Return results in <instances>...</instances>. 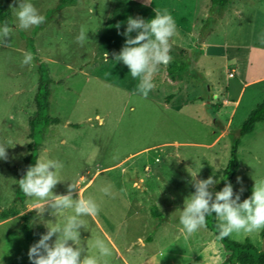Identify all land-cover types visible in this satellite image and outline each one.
Here are the masks:
<instances>
[{
    "label": "rangeland",
    "instance_id": "obj_1",
    "mask_svg": "<svg viewBox=\"0 0 264 264\" xmlns=\"http://www.w3.org/2000/svg\"><path fill=\"white\" fill-rule=\"evenodd\" d=\"M58 1L30 0L45 21L28 30L15 28L16 10L11 8L10 42L0 46V145L7 147L8 154L7 160L0 159V208L19 211L7 219L0 218V264L31 263L28 252L32 244L21 230L22 213H36L31 225H43L45 233L49 221L50 226L62 225L67 216L74 214V210L67 209L58 217L51 215L44 201L25 196L18 184L24 157L30 152L28 119L35 110L37 68L41 62L52 78L50 114L60 119L48 127L45 138L36 146L37 158L63 164L57 170L60 182L53 194H67L71 183L77 188L82 186L95 170L116 168L100 171L84 191L74 190V199L78 195L91 198L99 208L96 216L81 217L86 225L79 230L81 246L98 257V264H125L123 257L130 264H218L226 254L219 237L206 226L187 235L179 217L185 198L195 191L190 173H198L197 179L214 177L217 183L210 190L217 191L231 137L264 98V79L252 81L244 89L231 121L222 126L218 123V112L227 120L232 110L226 104L220 110V101L230 94L233 97L229 101L236 98L235 81L264 74V53L257 60L255 57L260 55L250 48L264 49V0H230L238 4L234 11L239 16L238 33L230 41L241 49H217L203 60L210 80L229 86L224 93L218 92L221 98L214 99L211 82L199 64L201 53L190 67L197 68L195 75L183 73L176 82L168 79L165 65H159L153 75L155 87L147 98L136 93L139 81L132 78L129 68L113 57L125 44L126 37L121 33L126 30L128 18L140 16L150 21L155 18V9H167L176 22V33L169 40L172 59L189 57L198 45L201 24L196 20L200 21L203 7L207 13L209 0H78L75 5L57 9ZM9 2L13 4V0ZM81 28L86 33L83 45L76 40ZM31 45L35 48L31 52L34 60L22 67L23 53L29 52ZM247 53L256 64L245 68ZM225 55L239 58L233 78L228 75L232 71ZM261 125L264 122L257 127ZM262 134L256 136L257 141L261 139L259 143L252 141L253 153L249 147H243L241 153V169L232 184L234 192L245 189L241 201L252 194L254 179H264ZM122 167H126L131 185V194L127 192L126 196L123 186L110 179ZM238 177L242 183L237 182ZM159 178L164 184L159 185ZM106 187L110 195L103 191ZM131 205L137 211L136 217L124 215ZM165 228L167 233L163 232ZM262 230L233 232L229 238L248 240L262 250ZM96 238L105 241L110 256L101 257L92 247ZM159 245L169 246L158 249Z\"/></svg>",
    "mask_w": 264,
    "mask_h": 264
},
{
    "label": "clouds",
    "instance_id": "obj_2",
    "mask_svg": "<svg viewBox=\"0 0 264 264\" xmlns=\"http://www.w3.org/2000/svg\"><path fill=\"white\" fill-rule=\"evenodd\" d=\"M10 8L16 10V29L28 30L45 21L30 0H13ZM155 13V18L150 21L140 16H130L126 30L121 33L126 37L125 44L118 53H113L115 61L123 62L129 68L132 78L138 79L136 93L144 98L155 87L153 75L158 66L168 65L172 60L169 40L177 30L176 22L167 9L163 12L155 9ZM12 31L13 28L7 22L0 27V46L10 42ZM133 32L137 33L135 37L132 36ZM85 39V30L81 28L76 40L83 45ZM105 59L107 62L108 53ZM33 60V54L25 52L21 66H30ZM0 159H8L7 147L4 145H0ZM62 167L63 164L57 160L38 157L35 165H29L26 174L18 181L24 195L44 201L51 210V215L58 217L67 209L74 210V214L67 216L62 225L52 223L53 226H50V221L46 224L48 231L30 246L29 260L31 264H98V257L81 246L79 231L81 227L86 228L81 217L96 216L98 205L93 199L80 195L74 199V190L78 189L74 183L67 186V194H53L52 190L60 182L57 170ZM190 174L195 191L185 198L179 217L182 231L187 235L205 227L206 217L211 214L217 217L221 238L233 232L253 233L264 229V179L253 178L252 194L241 201V194L245 191L243 187L239 192H234L233 185L229 182L221 190L213 192L210 189L217 183L214 177L197 179L198 173ZM237 182L242 183L241 178L238 177ZM103 191L111 194L110 188L106 187ZM92 247L98 250L101 257L111 255V250L103 239L96 238Z\"/></svg>",
    "mask_w": 264,
    "mask_h": 264
},
{
    "label": "trees",
    "instance_id": "obj_3",
    "mask_svg": "<svg viewBox=\"0 0 264 264\" xmlns=\"http://www.w3.org/2000/svg\"><path fill=\"white\" fill-rule=\"evenodd\" d=\"M77 1L78 0H59L57 9L66 4L75 5ZM228 2L229 0H210L207 16L202 21L199 29L197 47L193 49L192 54L189 55V57L172 59L168 65H165L166 75L170 81L176 82L178 77L186 72L195 75L197 68L196 70H191L190 67L194 66V62L197 61L201 53L199 44L203 43L212 33L219 16ZM5 22H7L9 26L12 24L10 2L9 0H0V25L3 27ZM34 49L35 48L32 45L27 48L29 52H34ZM37 74L38 83L34 93L35 110L28 119L29 137L31 138L30 152L24 157V167L20 173L19 180L24 174H26V169L29 165H35L37 158L36 146L40 140L45 138V133L48 127L54 123L56 124L60 122L58 117L50 114V84L52 83V78L50 77L48 69L44 63L41 62L38 65ZM257 122H264V98L249 112L247 117L238 126L236 129V135L231 137L229 157L217 185V191L221 190L226 183H231L233 175L240 166L238 147L242 138L253 130ZM152 209H154V207ZM152 212L154 215H157L154 210ZM18 213L19 211L13 207L6 209L0 208L1 219H7ZM35 215L36 213L33 212H24L21 214V230L25 239L31 244L37 242L40 239L41 234H45V228L43 225H37L35 227L31 225V220L35 218ZM217 223L218 220L215 214L206 217V227L213 232L215 236L219 237L226 253L224 259L218 264H264V250L258 249L248 240L245 242H238L231 240L229 236L221 238L219 236ZM261 234L264 237V229L261 231ZM149 240H151V236L148 237V241Z\"/></svg>",
    "mask_w": 264,
    "mask_h": 264
},
{
    "label": "crops",
    "instance_id": "obj_4",
    "mask_svg": "<svg viewBox=\"0 0 264 264\" xmlns=\"http://www.w3.org/2000/svg\"><path fill=\"white\" fill-rule=\"evenodd\" d=\"M209 3H210V0H209ZM237 5L238 4H235V3L231 4L230 3V0H229V2L226 5L225 9L223 10V12L221 13V15L219 16L218 21H217V24H216L214 30L208 36V38H206V40H205L206 43L202 47H200V49H201L202 52H201V56L199 58V64H200L201 68L204 70V73L207 76L208 81L211 82V85H212V88H213L212 89V96H213L212 98L213 99L214 98H217V97H220V93H224V90H228L229 89L228 88L229 86L228 85L223 86L220 83L216 82L215 80H210V78H209V76L207 74L206 68L203 65L204 64L203 63V60L207 59V56L211 57L212 52L215 51V50H217V49L218 50H224V51L225 50L227 51V49H229V48H234V49L237 48L238 50L241 49V47L237 46L234 41H230L232 38H235L236 37V35L238 33L237 32V29L239 30V24L236 23L238 21V17L239 16L234 11V10L237 11V9H235L237 7ZM205 8L206 7H203V9H202V14L200 15V21L196 20L198 23L200 22L199 24H201V22L207 16V13H205L206 12V9ZM250 48H251L252 51L253 50L256 51V55L257 56L260 55V57H255V59H257V58L259 59V58L262 57V54L264 53V49L255 48V47H251V46H250ZM224 59H225V61H228L230 63V65H231L230 70L232 72H229L228 71V75L230 77H232L233 74L235 75V73L237 71L236 64H237V60L239 58H238V56H235V55L233 57L232 56H229V55H225L224 56ZM245 60H246L245 61V66H246L245 68H247L249 66V64H251V65H252V63L253 64H256V63L253 62L252 57L249 55V53L246 54V59ZM223 63H224V61H223ZM260 79H264V74L258 76L255 79H247L246 81L240 79L239 81H235V87L238 88V91H237V96H236V98H234L233 101H229L228 100L230 97H233V96H231V94L228 95V96H226L224 99H222L220 97L221 98V101H220V110L222 109V107L225 104L228 105V106H232V110H231L230 114L228 115L227 120L224 119V118H222L220 116L219 112H218L217 117H218V119H221L220 122H218V123H220V126H222V125H224L226 123H229V121H231V118H232V115L234 113V110H235L236 106L238 105V102L240 101L241 95L244 92V89L247 87V85L249 83H251L252 81H257V80H260ZM216 84H217V86H216ZM218 92H220V93H218ZM258 123H261V122H257L255 124L253 130L250 133H248L245 137H243L242 140H241V143H240V145L238 147V158H239L240 166H239L238 170L235 172V174L233 175L232 180H231L232 181L231 184H233V182L235 180V177L238 175V172H240V169H241V164H242L241 163V153H242L243 147H249V150L253 153V151L250 149L251 148L252 141H256V143H259V141L261 140L260 139L259 141H257L256 139L259 138V136H258L259 133H264V125H261V126L257 127V124ZM262 135L264 136V134H262ZM208 146H210L209 148H212V144L211 145H208ZM112 167L113 166H108V167H103V168H100L98 170H95L93 172V174L91 175V177L89 178V180H87L82 186H79L77 190L84 191L88 186H90L96 180V178L98 176V173H100V171H102V170L111 171V170H115L116 169V168H113L112 169ZM122 168L123 169H120L119 171H117V172L113 173L112 175H110L113 178L112 179L110 177V179L113 180V182L115 184L118 183L120 186H123L124 195L126 196L127 192H129V194H131V192L128 189V187H131V185L129 186V183H128L127 178H126V174H125L126 167H122ZM144 176L150 178L149 175H144ZM136 179H138V178H136ZM158 183H159V185L160 184L162 185V184H164V181L161 180V178H159ZM160 188H161V191L163 193L164 192L167 193L164 190L163 187H160ZM156 189H157L156 190V195H159V193H161V192L158 190V188H156ZM153 199H155V197H153ZM136 214H137V211L133 208L132 205L129 206L128 209H126L125 210V213H124L125 216L130 215V216H133V217H136ZM94 220H95V218H94ZM163 232L164 233H167L168 232V228H165ZM110 241L112 242L113 246L116 248V246L114 245L113 241L112 240H110ZM162 246H164V247H162ZM162 246L159 245L158 246V249H160V248H167L169 245H166V246L165 245H162ZM117 252L120 254V251L119 250H117ZM123 261H124L125 264H130L129 261L126 260V258H124V257H123Z\"/></svg>",
    "mask_w": 264,
    "mask_h": 264
},
{
    "label": "water",
    "instance_id": "obj_5",
    "mask_svg": "<svg viewBox=\"0 0 264 264\" xmlns=\"http://www.w3.org/2000/svg\"><path fill=\"white\" fill-rule=\"evenodd\" d=\"M262 250H264V246L262 247Z\"/></svg>",
    "mask_w": 264,
    "mask_h": 264
}]
</instances>
